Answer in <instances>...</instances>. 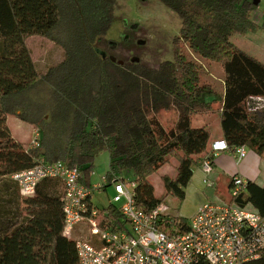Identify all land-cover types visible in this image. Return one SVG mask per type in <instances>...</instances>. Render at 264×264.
<instances>
[{"label": "trees", "instance_id": "1", "mask_svg": "<svg viewBox=\"0 0 264 264\" xmlns=\"http://www.w3.org/2000/svg\"><path fill=\"white\" fill-rule=\"evenodd\" d=\"M116 1L0 0V264H79L74 241L62 233L60 181L44 178L33 194L22 195L10 179L40 158L78 167L81 181L91 184L94 160L106 151V176L133 182L134 199L148 213L168 195L184 198L193 166L210 143L209 128L191 124L200 115L216 111L230 149L245 146L264 160V105L248 107L250 97H264V63L231 41L264 28V15L259 24L253 20L254 0H158L181 25L173 58L157 67L101 56L98 44L112 25ZM30 35L58 45L63 59L37 70L25 44ZM184 50L222 66L221 92L201 81L200 64ZM42 91L45 108L28 95ZM167 110L176 113L171 125L159 118ZM8 116L35 126L39 145L12 137ZM172 159L175 176H162L165 193L157 197L148 179ZM235 201L264 213V185L246 181ZM172 220L179 232L187 229L185 218ZM248 264H264V250Z\"/></svg>", "mask_w": 264, "mask_h": 264}, {"label": "built area", "instance_id": "2", "mask_svg": "<svg viewBox=\"0 0 264 264\" xmlns=\"http://www.w3.org/2000/svg\"><path fill=\"white\" fill-rule=\"evenodd\" d=\"M250 100V110L263 108L264 97ZM31 142V147L39 145L38 132ZM220 151H229L237 160L247 155L245 146L230 149L223 138L212 142L200 159L204 174L212 172V159ZM44 178L62 184V233L74 241L79 264H248L264 250V213L235 201L246 187L237 174L230 176L229 199L201 204L183 232L160 206L149 213L140 208L134 199L135 184L112 175L103 178L114 186L112 201L103 208L94 204L92 195L105 185L83 183L79 168L64 161L40 158L10 175L22 195L33 194ZM165 226L167 231L161 229Z\"/></svg>", "mask_w": 264, "mask_h": 264}, {"label": "rangeland", "instance_id": "3", "mask_svg": "<svg viewBox=\"0 0 264 264\" xmlns=\"http://www.w3.org/2000/svg\"><path fill=\"white\" fill-rule=\"evenodd\" d=\"M116 2L114 20L104 36L105 40L98 44L99 48L107 49L105 41L119 42L123 35H128L129 42L132 43L129 46L131 52L128 55L130 57L124 56V52L120 49L116 51L108 49L109 53L136 59L152 67H157L162 61L171 60L173 58L172 39L179 33L181 18L158 0H117ZM263 15L264 0H257L253 9V20L259 24L262 22ZM231 41L239 49L264 63V28L257 26L243 34L234 35ZM25 44L30 50V56L36 69L39 71H44L63 59L62 49L46 37L30 35L26 37ZM184 52L200 64L201 81L213 85L217 91L221 92L223 87L222 66L219 63L194 56L189 50H184ZM43 94V91L28 93L33 105L40 108H45L44 104L48 101V96H43ZM216 107L217 105H214V108ZM8 117H10L9 129L13 136L24 146L30 147L34 137L33 130H37V128L15 116ZM14 118L18 120L13 121ZM159 118L165 125H171L176 119V113L173 110L161 111ZM191 124L193 127L206 125L214 135L219 131L218 113L213 111L207 115H200L193 119ZM109 163L108 153L100 152L94 160L90 174L91 184L105 185L104 188L95 190L92 195L94 204L99 208L107 207L114 195L113 184H106L103 181L109 170ZM176 165V160L172 159L149 177L148 180L153 186L155 196L160 197L165 193L161 178L164 175L173 178L176 173ZM224 187L225 185L222 186L221 192L228 199L229 193ZM196 204V198L185 200L168 195L160 205V211L171 217H183L188 221L191 209ZM115 205L118 206L120 203H115Z\"/></svg>", "mask_w": 264, "mask_h": 264}, {"label": "crops", "instance_id": "4", "mask_svg": "<svg viewBox=\"0 0 264 264\" xmlns=\"http://www.w3.org/2000/svg\"><path fill=\"white\" fill-rule=\"evenodd\" d=\"M16 120L18 119L14 118L13 121ZM9 121L10 117H7V125ZM33 132V135L35 136L38 131L33 130ZM10 133L12 137L15 138L11 131ZM219 139H222L220 123L219 131L216 134L212 135V132L210 131L208 152L210 151L211 143ZM212 165V172L208 174L203 173L200 160L195 164L194 169H192V176L185 187L184 193L185 200L189 198H196L197 200V204L191 209L190 217L204 202L227 201L229 199L223 196L221 189L222 186L225 185L224 189H227L229 193L231 184L230 176L232 174L240 175L246 181L249 180L255 182L259 186L264 185V170H261L262 168L264 169V160L259 154L250 148H247V155L240 160H237L229 151H220L213 158Z\"/></svg>", "mask_w": 264, "mask_h": 264}, {"label": "flooded vegetation", "instance_id": "5", "mask_svg": "<svg viewBox=\"0 0 264 264\" xmlns=\"http://www.w3.org/2000/svg\"><path fill=\"white\" fill-rule=\"evenodd\" d=\"M105 42H106L105 44H106L107 49H104V50L100 49V54H101V52H104V54H105L104 57L101 55L103 58L107 57L108 59H110L109 57L113 56V57H115V61H112V62H116L117 64H119L118 61H121L122 63L119 65H124L126 63H131V64L132 63H139V61H132L131 58H127V57H130L128 55V53L131 52L129 46L132 45V43L129 42L128 35H125V36L123 35L122 40L119 42H115V43L114 42H107V41H105ZM108 49L115 50V51L117 49H120V51L124 52L123 55L127 56V57L121 56L119 54L117 56L110 54Z\"/></svg>", "mask_w": 264, "mask_h": 264}, {"label": "water", "instance_id": "6", "mask_svg": "<svg viewBox=\"0 0 264 264\" xmlns=\"http://www.w3.org/2000/svg\"><path fill=\"white\" fill-rule=\"evenodd\" d=\"M254 4H257V0H254ZM101 55L104 57L105 56L104 52H101ZM109 58H110L111 61H115V57L110 56ZM132 61H138V60L132 59ZM118 63L121 64L122 62L118 61Z\"/></svg>", "mask_w": 264, "mask_h": 264}]
</instances>
